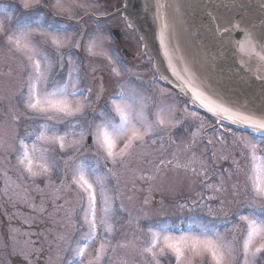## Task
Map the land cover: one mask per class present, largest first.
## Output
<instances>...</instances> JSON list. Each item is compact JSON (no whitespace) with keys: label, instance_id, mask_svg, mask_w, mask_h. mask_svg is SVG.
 <instances>
[{"label":"rangeland","instance_id":"obj_1","mask_svg":"<svg viewBox=\"0 0 264 264\" xmlns=\"http://www.w3.org/2000/svg\"><path fill=\"white\" fill-rule=\"evenodd\" d=\"M59 3L61 7L55 6L57 0H39L38 4L33 0L32 6L24 10L20 9V6L25 8L24 0H0V8H9L14 17L21 19L26 17L36 19L45 13L50 17L49 11L31 10L32 7L43 6L62 17L56 19L73 29L69 33L71 43L61 37L63 45L60 49L51 45L49 41L45 50L52 63L53 74L58 73L59 76L66 78L67 73L71 71L74 79L77 75L82 78V87L92 88L91 108H86L83 116H77L75 120L90 121L94 115L93 109L99 112L108 98L119 91L117 81H120L126 82V91L136 88L150 97V106L147 110L149 113H154L157 105L171 107L174 109V116L182 121L177 127H168L158 133V136L163 137L162 146L158 142L156 145L149 143L143 148L135 149L126 158L124 166L107 164V168H112L116 173L115 177H109L106 182L108 194L117 198L116 208L123 204L125 211L117 212L114 218L115 231L110 237L105 233L103 224L99 225L95 240L85 250L83 264H89L90 261L96 264V253L102 243L105 244L107 252L100 264H148L151 258L146 259L140 254L139 249L148 239L141 229L149 222L157 219L178 221L179 217L193 215H201L205 219L212 218L207 215L206 206L197 208L194 212L180 209V203L191 204L193 199L211 205L212 216L217 217L221 234H225V228L231 226L223 224L222 221L234 219L232 211L237 207L232 195V184L234 182L240 184V199L252 198L251 190L247 193L244 191L246 179L244 172L236 174L235 165L232 163L235 157L240 161L245 172L250 163L246 159L247 151L235 141L233 130L226 131L220 127L225 135L220 131L214 132L217 127H213V119L187 109L181 104L174 89L162 82H156L149 75L122 71V75L116 77L111 70L113 67L122 69V62L117 57V44L112 30L118 28L119 16L99 19L108 10L99 0H59ZM86 11H91L93 16L82 19ZM2 16L3 14H0V18ZM78 21L80 23H77ZM5 23L7 25L8 21ZM126 34L124 32V35ZM74 44H79V47H74ZM90 46L91 51H89ZM69 52L73 57L71 65L67 62ZM60 55L65 57L63 70L58 64ZM22 61L21 56L8 50L4 44V37L0 36V142L3 144L0 147V264H64V261L70 258L69 243L75 246V241L87 231L86 226L81 227L83 225L80 200L82 193L71 183L70 168L73 161L70 157L86 154L87 157L92 158V153L96 149L90 130L84 125L86 135L80 152H74L72 148L60 151L58 145H50L44 141L37 142V155L44 147H55L56 151L50 152L49 155H55L59 159L58 169L34 178L22 172L21 166L16 161V153L10 147L16 143L17 134L22 136L26 129L31 131L37 123H53L29 118L32 114L26 111L20 97V89L24 84ZM144 63L149 69L152 67L149 62L144 61ZM143 66L140 64L139 70L144 68ZM149 72L155 74L153 70ZM101 85L104 88L102 94ZM98 95L99 99H97ZM152 118L154 119V115ZM215 124L217 125L216 121ZM203 126L205 131L201 132ZM58 128L61 134L66 130L64 124L58 125ZM210 128L214 130L207 132L206 130ZM236 135L246 134L236 133ZM88 136L91 138V143L86 144ZM74 139L79 137L69 133L66 142L71 143ZM210 139L212 143H209ZM119 148H123V142L119 144L118 150ZM261 148L264 149V145H261ZM242 152L243 156H241ZM161 159L171 160L172 164L161 166L159 173H156V166ZM64 160H68L69 167L64 166ZM177 162L188 164V169L175 167ZM192 167H195L197 172H205L206 175L197 176L191 171ZM101 171L103 172L104 169L102 168ZM229 172L232 173L231 179H228ZM148 176L152 179L142 178ZM221 176L225 178L224 187L228 191L215 192L213 189L219 186ZM204 185H211V188ZM209 195H215L217 198L208 200ZM221 200L225 202L223 210ZM256 203L259 207L264 201L257 200ZM101 209L102 197L97 186L98 223L103 215ZM144 213H148V219L144 218ZM73 225L76 227L74 228ZM242 228L243 225H240L234 233L236 259L233 264H241L242 261ZM228 239H231V234H228ZM108 240L111 243H107ZM260 242L258 240L256 244ZM120 244L128 246L119 247ZM159 259L161 264H174L175 261L171 254L161 256ZM189 262L202 264L201 258L194 254L187 255L185 264ZM256 264H264V259L257 260Z\"/></svg>","mask_w":264,"mask_h":264},{"label":"snow or ice","instance_id":"obj_2","mask_svg":"<svg viewBox=\"0 0 264 264\" xmlns=\"http://www.w3.org/2000/svg\"><path fill=\"white\" fill-rule=\"evenodd\" d=\"M32 2L33 0H24V7L32 6ZM35 2L38 4L39 0H35ZM55 6L61 7L59 0ZM164 7L165 5L157 0L156 19L161 21L160 47L164 57L168 60V67L172 70L173 75L190 93V99L211 113L216 118V123L224 127L226 131H231L226 126L231 124L252 133V135L239 136L235 132L232 133L235 141L242 145L248 154L246 159L250 163L247 165L246 172L235 157H233L232 163L235 165L236 174L244 172L246 178L244 191L247 193L251 190L252 198L240 199V184L238 182L232 184V195L237 207L232 211L234 219L222 221L223 224L231 226L225 228L223 235L220 225L217 224V217L212 216L211 205L202 204L199 199H193L191 204L182 202L179 205L180 209H186L188 212H194L197 208L206 206L208 208L207 215L212 218L205 219L204 216L193 215L179 217L178 221L157 219L149 222L145 228L141 229L146 233L148 239L139 249L140 254L146 259L151 258L148 264H161L159 257L166 254H171L175 258L174 264H185L188 254L199 256L202 264H233L236 259L234 233L240 225H243L241 264H256L257 260L264 259V204L258 207L256 203L257 200L264 201V149L261 148V145H264V108L253 111L246 104H238L218 95L213 96L205 90V86L198 79L196 72L189 67L183 69V74L177 72L173 64V57L177 50L169 47L166 33L170 29V23L163 12ZM0 14H3L0 18V36L4 37V44L9 51L15 52L23 58V61H26V63L23 61L21 63L24 84L20 89V97L24 108L32 114L30 119L53 122L52 124L37 123L31 131L26 129L22 136L17 134L16 143L10 147L16 153V161L21 166L22 172L27 173L28 177L34 178L38 175L48 174L60 167L59 159L55 155H49L50 152L56 151L55 147H44L42 152L37 155V142L44 141L50 145H58L60 151L72 148L74 152H80L86 135L84 125H87L92 136V142L96 149L92 153V158L87 157L86 154L70 157L73 161L70 168L71 183L82 193L80 200L83 225L81 227L86 226L87 231L75 241V246H72L71 242L69 243L70 258L66 259L64 264H83L85 250L95 240L99 225L103 224L105 233L110 237L115 231L114 218L117 212L125 211L123 204L117 209L115 205L117 198L108 194L106 182L109 177H115L116 173L112 168H107V164L124 166L126 158L135 149L143 148L149 143L156 145L159 142L162 146L163 137L158 136V133L168 127L175 128L182 121L174 116V109L171 107L157 105L155 112L149 113L147 110L150 106V97L142 94L136 88L126 91V82L120 81H117L119 91L108 98L99 112L93 109L94 115L90 121L75 120L77 116H83L86 108H91L93 103L90 99L92 88L90 86L82 87V78L77 75L74 79L71 71L67 73L66 78L59 76L58 73L53 74L52 63L45 50L49 41L51 45L60 49L63 45L61 37L71 43L69 33L73 29L55 17L51 20H45L43 16L36 19L14 17L12 11L7 7L0 8ZM5 21H8L7 25ZM212 22L216 23L215 17L212 18ZM234 30L243 33V39L235 41L236 51L249 57V59H245L244 56H241L240 66L247 71H254L256 79L262 82L261 87L264 92V30L257 36L253 31L242 28L240 24H232L231 29L228 26L217 24L214 33L223 36V33H230ZM232 43L230 36L227 40H221L222 45H231ZM73 46L78 48L79 44ZM91 50L90 46L89 51ZM64 59V55H60L58 64L61 70L64 67ZM179 59L183 62V57ZM67 62L69 65L73 63L71 52L67 54ZM111 71L116 77L122 75L121 68L113 67ZM103 90V85H101V94ZM161 93H163V89H161ZM97 99H99V95ZM194 115L195 113H193ZM60 124L66 126L63 134L58 128ZM218 131V129L214 130V132ZM69 133L78 136L79 139L67 143ZM121 142H123V148L118 150ZM209 143H212L211 139ZM2 146L3 144L0 142V147ZM243 155L242 152L241 156ZM223 158L227 159V157ZM166 164H172V161L161 159L156 166V173H159L161 166ZM64 166L69 167L68 160H64ZM174 166L183 167L186 170L189 167L188 164L179 162ZM191 171L197 176L206 175L205 172H197L195 167H192ZM231 177L232 173L229 172L228 179ZM142 178L152 179L151 176ZM224 184L225 178L219 177V186L213 191H228ZM97 186L102 197L101 211L103 213L99 223L97 221ZM204 186L211 188V185ZM216 198L215 195L207 197L208 200ZM220 203L223 210L224 200H221ZM144 218L148 219V213H144ZM73 227L76 226L73 225ZM228 234H231V239H228ZM258 240L261 242L256 244ZM107 243H111V241L108 240ZM127 246V244L119 245V247ZM106 252L105 244L102 243L96 253V264H100ZM89 264L92 262L90 261Z\"/></svg>","mask_w":264,"mask_h":264},{"label":"water","instance_id":"obj_3","mask_svg":"<svg viewBox=\"0 0 264 264\" xmlns=\"http://www.w3.org/2000/svg\"><path fill=\"white\" fill-rule=\"evenodd\" d=\"M159 2L165 5L163 12L170 23L166 33L169 47L177 50L173 57L177 72L183 74V69L189 67L213 96L246 104L253 111L264 108L262 82L256 79L254 71L241 68L240 60L244 54L235 49V41L243 39V33L239 30L223 33V36L214 33L217 24L230 29L232 24H240L258 36L264 30V0ZM120 10L130 27L136 30L143 43V51L153 59L158 74L190 98V93L168 67V60L160 47L161 21L156 19L157 0H124ZM213 17L216 23L212 22ZM229 36L233 43L222 45L221 40H227ZM180 57H183V62ZM244 58L249 59L248 56Z\"/></svg>","mask_w":264,"mask_h":264},{"label":"flooded vegetation","instance_id":"obj_4","mask_svg":"<svg viewBox=\"0 0 264 264\" xmlns=\"http://www.w3.org/2000/svg\"><path fill=\"white\" fill-rule=\"evenodd\" d=\"M103 1L106 2L111 7L109 14H112L117 11L118 9L117 5L121 0H103ZM121 25L123 27H126V23L123 20L121 21ZM126 31L129 34V36H127L128 34L126 35V37L124 36L123 39L121 40V45L118 46L119 50L121 51L123 50L122 47L126 48L124 55L121 56V59L123 60L122 65H124V67L128 69V71L132 70V72H134V70L137 69V67L140 66V64L141 65L143 64L144 69L148 71V67L144 63V58H143L144 56L142 55V48L140 41L132 32V30L127 29Z\"/></svg>","mask_w":264,"mask_h":264}]
</instances>
